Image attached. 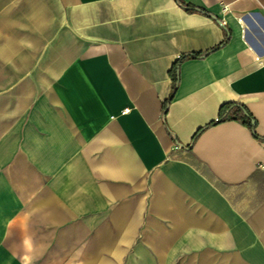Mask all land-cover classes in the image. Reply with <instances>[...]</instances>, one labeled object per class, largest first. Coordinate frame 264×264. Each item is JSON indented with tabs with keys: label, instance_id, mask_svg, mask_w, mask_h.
Here are the masks:
<instances>
[{
	"label": "crops",
	"instance_id": "obj_1",
	"mask_svg": "<svg viewBox=\"0 0 264 264\" xmlns=\"http://www.w3.org/2000/svg\"><path fill=\"white\" fill-rule=\"evenodd\" d=\"M0 264H264V0H0Z\"/></svg>",
	"mask_w": 264,
	"mask_h": 264
},
{
	"label": "trees",
	"instance_id": "obj_2",
	"mask_svg": "<svg viewBox=\"0 0 264 264\" xmlns=\"http://www.w3.org/2000/svg\"><path fill=\"white\" fill-rule=\"evenodd\" d=\"M191 58H195V56L192 55ZM183 59H185V57H182L179 62H181ZM170 75L172 77V82H173V91H175V86L177 84L178 77L176 76L173 70L170 72ZM227 119L242 121L245 125H247V127L252 131L253 135L255 136V127L251 125V117L247 113L245 108L242 107L241 105L239 104L223 105L219 111L218 121L211 123V125L223 122ZM198 134L199 132L195 134L194 138Z\"/></svg>",
	"mask_w": 264,
	"mask_h": 264
},
{
	"label": "built area",
	"instance_id": "obj_3",
	"mask_svg": "<svg viewBox=\"0 0 264 264\" xmlns=\"http://www.w3.org/2000/svg\"><path fill=\"white\" fill-rule=\"evenodd\" d=\"M127 112V110L123 111L122 114H125Z\"/></svg>",
	"mask_w": 264,
	"mask_h": 264
}]
</instances>
